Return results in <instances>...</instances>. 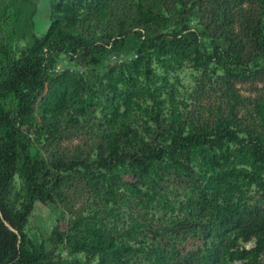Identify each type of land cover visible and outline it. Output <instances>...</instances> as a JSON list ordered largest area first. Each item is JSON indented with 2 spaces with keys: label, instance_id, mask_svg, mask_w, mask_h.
Wrapping results in <instances>:
<instances>
[{
  "label": "trees",
  "instance_id": "trees-1",
  "mask_svg": "<svg viewBox=\"0 0 264 264\" xmlns=\"http://www.w3.org/2000/svg\"><path fill=\"white\" fill-rule=\"evenodd\" d=\"M89 1L103 0H56L47 31L36 35L19 56L0 47L6 61L5 66L0 63V264H60L44 243L32 239L27 226L37 202L57 207L63 174L78 169L85 171L98 195L120 203L126 222L120 228L109 223L112 213L94 216L99 225L83 230L79 221L70 228L74 237H65L58 224L51 234L54 244L66 241L75 252L98 257V264H131L140 254L152 264H264L261 136H242L231 119L211 127L189 126L175 103L167 113L166 99L149 102L143 96V85L159 79L151 50L159 56L192 57L198 68L216 63L228 71L231 62L240 63V52L233 45L228 51L203 50L199 33L188 25L173 33L150 34L164 18L142 9L139 27L147 31H135L140 39L137 57L110 67L98 87L70 70L55 73L59 53L85 55L97 65L99 54L107 50L73 33ZM242 1L226 2V23L233 21L231 6ZM250 34L264 56V12L250 23ZM121 44L115 40L112 49ZM104 88L110 111L104 115L96 158L57 155L49 163L32 154L24 126L38 109L57 131L73 113L71 120L78 124L79 116L96 107L88 97ZM141 165L133 181L116 174L120 167ZM101 171L113 176L95 179ZM17 177L21 182L14 193Z\"/></svg>",
  "mask_w": 264,
  "mask_h": 264
},
{
  "label": "rangeland",
  "instance_id": "rangeland-1",
  "mask_svg": "<svg viewBox=\"0 0 264 264\" xmlns=\"http://www.w3.org/2000/svg\"><path fill=\"white\" fill-rule=\"evenodd\" d=\"M229 0H103L89 1L81 9V22L73 33L83 36L94 46L107 50L99 54L101 62L90 64L85 55H72L70 52L57 54L54 70L61 73L73 71L100 85V77L110 67L120 65L137 57L140 39L135 31L147 30L139 27L141 10L159 14L163 25L150 28L156 32L173 33L188 25L199 33L203 50L213 53L219 47L222 51L233 49L240 52V63H230L231 71L212 63L207 68H198L194 59L171 53L159 56L153 53L154 68L159 76L153 85H143V96L151 102L161 97L166 99V112L170 113L177 105L189 126H214L220 121L231 119L243 131L242 136H261L264 141V56L251 41L250 23L264 12V0H243L241 6H231L232 23H226L224 11ZM56 0H0V47L5 45L14 56L30 47L36 35L44 34L55 18L53 6ZM144 29V30H143ZM121 44L113 50V42ZM235 45V46H234ZM0 63L6 65L1 55ZM88 97L96 105L85 115L79 116L74 124L72 116L64 119L57 131L42 119L38 109L28 119L27 129L33 145L32 154L45 158L49 163L57 155L66 158H96L97 145L102 134L105 113L110 111L108 90H98ZM12 103L13 98L10 100ZM124 166L116 174L125 180H135L141 171ZM113 175L107 171L98 172L95 179L104 181ZM65 185L57 200V207L37 202L30 217L27 232L38 243H44L60 264H98V257L91 258L85 252H75L66 241L54 244L51 234L54 227L61 225L67 235H75L70 228L83 221V230L96 224L93 217L108 216L109 223L120 228L126 222L120 203L106 200L104 194L98 195L90 186L89 178L83 169L64 173ZM19 177L15 180L14 193L20 187ZM182 199V198H181ZM180 199V200H181ZM15 194L12 203H15ZM107 202L108 206H103ZM79 234L78 236H80ZM253 243L247 244L252 246ZM131 264H152L140 254Z\"/></svg>",
  "mask_w": 264,
  "mask_h": 264
},
{
  "label": "built area",
  "instance_id": "built-area-1",
  "mask_svg": "<svg viewBox=\"0 0 264 264\" xmlns=\"http://www.w3.org/2000/svg\"><path fill=\"white\" fill-rule=\"evenodd\" d=\"M54 72H55V73H58V72H59V70H57V69H56V70H54Z\"/></svg>",
  "mask_w": 264,
  "mask_h": 264
}]
</instances>
